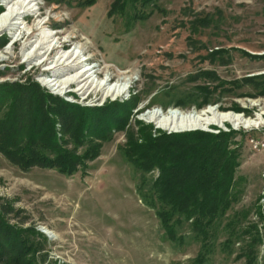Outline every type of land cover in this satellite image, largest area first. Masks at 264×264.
<instances>
[{
  "label": "rangeland",
  "instance_id": "374dc122",
  "mask_svg": "<svg viewBox=\"0 0 264 264\" xmlns=\"http://www.w3.org/2000/svg\"><path fill=\"white\" fill-rule=\"evenodd\" d=\"M85 1L34 0L28 6L31 17L41 13L33 23L48 21L44 32L54 35L53 45L58 40L56 44L75 51L82 64L98 68L101 75L95 82L120 84L124 90L119 96L92 93L84 99L45 86L48 64L38 58L26 61L33 46L23 49L24 40L14 44L19 30L11 29L0 38V83L34 82L79 106L127 102L126 123L112 128L106 139L93 138L99 142L97 155L70 174L37 165L21 169L0 154L2 218L13 227L31 226L45 235L39 237L38 253H45L39 264H264V123L244 127L224 121L176 130L148 119L155 111L187 115L212 108L244 118L264 117V92L255 85L264 73V0H127L120 7L119 2L111 5L112 0ZM0 5L5 12L11 9L6 1ZM29 17H18L20 30L28 33ZM201 85L215 87L208 102L201 103ZM141 126L152 135L235 131V199L210 229L203 248L188 221L176 225V237L167 239L154 208L137 192L138 185L147 187L157 174L156 168L134 169L122 155L128 136L140 142ZM249 138L262 146L252 148ZM249 223L256 224L260 241L252 247L254 258L247 261L240 251L246 250L253 228L239 238L231 231ZM202 249L206 252L198 263Z\"/></svg>",
  "mask_w": 264,
  "mask_h": 264
},
{
  "label": "trees",
  "instance_id": "16d2710c",
  "mask_svg": "<svg viewBox=\"0 0 264 264\" xmlns=\"http://www.w3.org/2000/svg\"><path fill=\"white\" fill-rule=\"evenodd\" d=\"M126 1L112 0L111 5L119 2L120 7ZM257 78L255 85L259 92H264V73ZM198 89L204 92V103L215 87L201 85ZM129 110L127 102L118 100H106L99 106H79L42 91L34 82L0 83V154L21 169L37 165L70 174L84 169L86 161L97 155L99 142L93 138L106 139L112 128H122ZM148 129L139 127L140 142L128 136L121 147L122 155L134 169L157 170L147 187L138 185L137 192L146 205L154 208L167 239L176 237V225L188 221L200 246H205L210 229L226 215L235 199L234 171L239 164L233 140L235 131L156 130L157 134L152 135ZM80 146L84 149L77 153ZM245 214L244 211L241 216ZM226 224H231V219ZM252 228L250 240L244 245L246 250L240 251L247 261L254 258L252 247L260 241L256 224L231 231L239 238ZM40 236L45 235L34 227H13L0 215V263L39 264L45 255L38 253ZM205 252L199 251L198 263Z\"/></svg>",
  "mask_w": 264,
  "mask_h": 264
},
{
  "label": "bare ground",
  "instance_id": "6f19581e",
  "mask_svg": "<svg viewBox=\"0 0 264 264\" xmlns=\"http://www.w3.org/2000/svg\"><path fill=\"white\" fill-rule=\"evenodd\" d=\"M2 1H6L7 4L11 3V9L5 12V9L0 8V34H2L0 38L5 37L4 31L7 29H11L12 31L19 30L20 39L16 38L14 44H19L20 40H24L23 49L26 50L33 46L32 52L26 56V61L38 58L42 63L48 64L44 72H48L50 75L42 79L45 86L58 89L63 93L69 92L72 95L81 94L84 99H87L92 93H101V95L105 94V96H107V93H110L111 95L116 94L119 96L124 90L120 84L110 86L109 80H103L100 83L95 82L94 78L97 77L99 79L101 75L98 68L96 69L95 66L87 67L85 64H82L79 55L73 50H64L63 47H65V44H56L58 40L53 45L54 35L44 32L45 28L49 26L48 21H37L33 23L34 20L41 16V13H39L36 17H31V11L33 9L29 6L34 0ZM29 15L30 17L27 19V23L29 29H31L30 33L25 30H20V22L18 21V17H26ZM93 74L94 77H92ZM148 119L165 129L172 128L176 130H186L190 127L207 126L212 123L224 121H229L244 127L264 123L263 116L255 119L244 118L239 114L220 113L213 108L201 114L189 113L187 115L177 110H171L168 115L155 111L148 115Z\"/></svg>",
  "mask_w": 264,
  "mask_h": 264
},
{
  "label": "built area",
  "instance_id": "2783aa9c",
  "mask_svg": "<svg viewBox=\"0 0 264 264\" xmlns=\"http://www.w3.org/2000/svg\"><path fill=\"white\" fill-rule=\"evenodd\" d=\"M248 144L254 149H258L260 146H262V142H259L256 138H249Z\"/></svg>",
  "mask_w": 264,
  "mask_h": 264
},
{
  "label": "water",
  "instance_id": "95a60500",
  "mask_svg": "<svg viewBox=\"0 0 264 264\" xmlns=\"http://www.w3.org/2000/svg\"><path fill=\"white\" fill-rule=\"evenodd\" d=\"M205 130V129H204Z\"/></svg>",
  "mask_w": 264,
  "mask_h": 264
}]
</instances>
